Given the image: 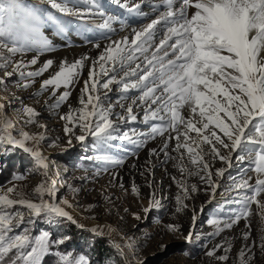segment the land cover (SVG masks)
Wrapping results in <instances>:
<instances>
[{"label":"snow or ice","instance_id":"1","mask_svg":"<svg viewBox=\"0 0 264 264\" xmlns=\"http://www.w3.org/2000/svg\"><path fill=\"white\" fill-rule=\"evenodd\" d=\"M113 2L129 12L143 15L137 11L139 4L129 7L122 0ZM83 3L87 7L79 10L57 3L56 0H49L50 8L61 14L58 16L39 6L26 5L21 0H0V71L4 73L0 76V91L7 90L6 78L14 74L19 77V86L27 90L38 77L52 68L54 61L48 59L35 71L29 70L39 63L40 55L55 50L53 40L45 32L46 28L54 36L64 40L69 38L73 30L80 35L91 30L84 23L77 26L63 17H76L81 21L101 17V27L108 32L114 31L111 25L115 18L108 15L98 0H83ZM160 6L154 5V9ZM162 6L166 10L157 19L140 30H132L131 40L128 37L111 40L95 59L83 56L72 63L61 61L59 70L41 82L40 91L34 96L39 97L51 89L49 99L54 98V103L48 104L46 101V107L51 112H58L68 101L71 86L78 82L85 62L92 60L88 79L80 90L81 107L72 109L69 106L68 112L60 116L65 121L64 133L68 136V145H72L73 139L83 145L90 136L96 153L91 159L120 165L124 161L116 159L109 151L113 148L112 142L127 141L141 147L148 139L164 136L168 132L161 148L166 160L177 159L179 171L194 174L183 166L185 153L181 149H185L191 164L197 166L195 174L200 175L201 180L213 190V196L219 185L212 177H224L226 169L220 168L213 173L210 164L191 145H209L210 154L229 167L233 162L232 153L236 154L235 159L239 162L254 155L252 166L244 170L245 174L250 170L258 174L254 186L249 183L250 178L242 176L238 180L230 177L233 181L230 190H243L238 192L239 200L236 202L242 205V210L234 216L232 223H235L250 214L254 202L264 210V203L256 199L264 193V0H180L179 7L176 6V0H163ZM189 8L195 9L191 15ZM161 23L165 35L152 50L156 35L154 29ZM95 47L99 48L100 45L97 43ZM150 50L151 55H148ZM28 52L36 53L30 61L14 59L17 55L23 57ZM9 67L12 71H8ZM103 77L107 79L101 83ZM114 84L115 89L111 87ZM61 88L65 90L57 96ZM100 90L105 91L101 94ZM113 90L119 92L115 101L107 95L108 91ZM132 90L137 95L130 96L129 92ZM126 100H131L127 106L123 103ZM20 104L19 111L27 116L24 123H37L39 113L24 105L23 100H20ZM117 105L122 109L119 113L115 112ZM185 105L190 108L191 113L187 118L180 112ZM134 109L143 110L139 120ZM117 122L143 123L149 126L150 131L145 133L135 127L130 131H121L120 123ZM180 124H183L182 133ZM41 127L46 128L44 125ZM75 129H79L82 134H76ZM171 131H175L176 135L172 136ZM192 132L196 133L195 138L190 136ZM44 140V135H32L23 129L15 130V122L5 112V104L0 103V155L6 157L16 150H22L44 177V181L34 190L39 202L26 199L24 193L17 192L15 186L8 188L6 192L0 190V264H17V261H21V264H41L43 256L53 254L50 250L52 244L59 246L70 239L64 236L52 241L47 231L31 236L28 226L34 225L38 219L55 225L70 222L84 228L65 209V205H72L66 199L57 198L58 187L54 175L59 176V170L53 172L50 167L52 162L42 151L38 147L29 146L30 142L38 145ZM172 140L176 141L173 151L179 153V158L168 153ZM49 146H57V142L49 141ZM223 149L229 150L228 153L222 154ZM156 154L155 149L150 153ZM6 164L7 160L0 162V170ZM24 178L22 175H13L15 181ZM177 186L182 187L184 193L183 197L178 194L175 198L176 211L181 212L188 207L184 200L190 198L189 192L196 189L195 186H185L180 181H177ZM132 191L138 192L135 184ZM13 193L18 198H10ZM150 200V208L143 209L145 213L153 208L159 210L163 207L154 194ZM16 205L28 210L27 220L26 214L15 208ZM135 218L141 219L139 215ZM196 218L193 211V223ZM209 223L216 226V233L213 235L223 230L220 221L213 219ZM232 223L223 222L224 228H231ZM21 224L25 227L18 233L15 229ZM166 227L172 233L179 232L178 225L169 224ZM87 230L96 236H104L102 229ZM247 236L245 234L246 239ZM184 239L187 243H192L193 230L190 229ZM109 240L124 264H132L124 247L131 249L134 255V246L131 243L122 246L111 238ZM261 240V249L264 251V237ZM228 250L225 249V252ZM215 251L216 249H212L207 255L214 256ZM54 255L55 264H90L84 256L73 255L71 252H56ZM244 255L241 251V264H245ZM227 258L224 255L218 259ZM111 264H115V261ZM137 264L144 262L137 260Z\"/></svg>","mask_w":264,"mask_h":264},{"label":"rangeland","instance_id":"2","mask_svg":"<svg viewBox=\"0 0 264 264\" xmlns=\"http://www.w3.org/2000/svg\"><path fill=\"white\" fill-rule=\"evenodd\" d=\"M21 2L30 6H39L58 16L61 15L55 9L50 8L49 0H21ZM56 2L66 4L69 7H76L79 10H84L87 7L83 0H80L79 3L77 0H56ZM98 2L108 15L115 18L111 25L114 31L108 32L101 27L103 23L101 17L86 19L85 21L78 20L76 17H63L71 20L77 26L84 23L91 30L84 35L77 34L73 30L70 32L69 38L64 40L54 36L53 32L46 28L45 32L53 40L55 50L40 55L39 63L29 70L35 71L48 59L54 61L52 68L38 77L27 90H23L19 86V77L14 74L12 77L6 78L8 81L7 90L0 91V94L10 103V107L5 109V112L7 115L9 112H14L11 116L14 117L12 120L15 122V130L23 129L32 135L45 136L42 143L36 145L30 142L29 146L38 147L41 151L50 150L52 152L50 158L53 166L51 168L53 172L59 170V176L54 175V178L62 191L61 194L57 195V198L58 200L66 199L69 201V204L85 218V225L88 227L79 228L70 222L60 225L48 224L42 219H38L34 225H29L30 235L33 237L44 231L50 233L52 241L59 240L64 236L70 237L62 245L52 244L50 250L53 254L43 256L41 264H55L56 256L54 254L56 252H71L73 255H82L90 261V264H111L112 261H115V264H124L122 257L111 246L109 238L122 246L129 243L134 246V255L131 249L124 247V251L132 264H137V260H142L144 264H241V251L245 253L243 257L245 264H264V251L261 249V238L264 237V210L258 208V204L254 202L251 205L250 214L246 218H241L232 223L234 216L242 210V205L236 201L239 200L238 192L243 190H230V185L233 183L230 177H236L238 180L242 176L245 179L250 178L249 183L254 186L258 174L254 170L247 171L246 174L244 171L252 166L251 161L254 160V155L246 157L243 162H239L235 159L236 154L232 153L233 162L229 167L219 158H214L210 154L209 145H191L194 151H199L203 160L210 164L213 173L220 168L226 169L224 177H216L215 175L212 177L219 185L215 188L213 196V190L201 180L200 175L195 174L197 166L191 164L185 149H181L185 153L182 159L183 166L192 170L194 174L188 175L187 171L183 173L179 171L177 159L166 160L161 148L169 135L168 132L164 136L148 139L141 147L127 141L112 142L113 148L109 151L116 159L124 161L120 165L106 164L91 159L90 157L96 153L90 136L83 145L75 139H73L71 146L68 145V136L64 133L65 121L60 119V116L68 112L69 106L72 109L81 107L79 104L80 90L84 87V81L88 79L89 66L92 60L85 62L78 82L71 86V95L68 101L63 104L58 112H51L46 107V101L48 104L54 103V98L49 99L51 89L39 97L34 96L40 91L41 82L59 70L61 61L67 60L72 63L83 56L95 59L111 40H121L123 37H128L131 40L133 29L140 30L166 10L162 6L163 0H122L129 7L139 4L140 7L137 11L142 12L143 15L121 8L113 0H98ZM178 2L176 0L177 7L180 5ZM154 5L161 6L154 9ZM194 11V8H189V15ZM162 23L154 29L156 35L152 50L165 35ZM97 43L100 45L99 48L95 47ZM152 50L148 55H151ZM35 55V52H28L23 57L17 55L14 59L30 61ZM137 55L140 54L137 53ZM8 71H12L11 67L8 68ZM97 73L99 74V66H97ZM3 75L4 73L0 71V76ZM105 79L107 77L101 78L100 82L102 83ZM111 87L115 89L116 85ZM64 90L61 88L57 92V96ZM100 91L103 94L105 90ZM107 95L115 101L119 92L108 91ZM129 95H137V93L132 90ZM20 100H23L24 105L34 108L39 113L37 123L27 125L24 123L27 116L19 111L21 108ZM123 103L127 106L131 100L123 101ZM7 105L8 103H6ZM121 111L122 109L117 105L115 112ZM134 111L137 112L139 120L143 115V110L134 109ZM180 112L186 118L191 115L187 105ZM193 118L198 119V117ZM150 123L153 122L150 121ZM41 125L46 126V128L41 127ZM133 127L145 133L150 131L149 126L143 123H120L121 131H130ZM75 131L76 134H82L79 129H75ZM180 131L181 133L184 131L183 124H180ZM217 133L220 134L218 130ZM171 135L175 136L176 132L171 131ZM190 136L195 138L196 133L192 132ZM49 141H56L57 146L50 147ZM175 143V140L170 142L168 153L172 157L179 158V153L173 151ZM153 149L156 150V155H150ZM228 151L223 149L222 154H227ZM4 160H7V164L0 170V190L6 192L8 188L15 186L17 192H23L26 199L39 202L34 190L44 181V177L27 154L23 153L22 150H16L6 157L0 155V162ZM14 174L22 175L25 178L15 181L13 180ZM203 174L201 173V175ZM177 181L182 182L185 186H195L196 189V191L189 192L190 198L184 200L188 207L181 212L176 211L175 198L178 194L183 197L184 193L182 187L177 186ZM133 184L138 189L136 193L132 191ZM69 186L74 190H70ZM153 194L163 207L159 210L153 208L150 212L145 213L143 209L150 208V197ZM10 198L16 199L18 197L13 193L10 194ZM256 199L264 203V193L257 196ZM15 208L23 211L26 214L25 220L28 219L26 208L21 205H16ZM69 208L65 205L67 211ZM193 211L197 217L195 223L192 220ZM137 215L141 219H136ZM213 219L220 221V227L223 228L216 235H213L216 233V226L209 223ZM223 222L232 223V227L224 228ZM169 224L178 225L179 232H170L166 227ZM24 227L25 225L21 224L15 231L22 232ZM92 228L102 229L104 236H96L87 230ZM190 229L193 230L194 241L187 243L184 236ZM245 234H248L247 239ZM100 246L106 247L105 251H102L103 253L98 252ZM212 249H216V251L214 256L210 257L207 252ZM225 249L229 250L225 252ZM224 255H227V260L218 259ZM19 262L21 261H17V264Z\"/></svg>","mask_w":264,"mask_h":264},{"label":"bare ground","instance_id":"3","mask_svg":"<svg viewBox=\"0 0 264 264\" xmlns=\"http://www.w3.org/2000/svg\"><path fill=\"white\" fill-rule=\"evenodd\" d=\"M177 2H178V0H177ZM178 3H180V2H178ZM0 103H4L5 104V109H7L8 107H10V103L8 102V100L6 101V99L0 94ZM6 103H8V105L6 106ZM12 114H14V112L13 113H10L9 112V114H8V117L12 120L13 118H12ZM18 122V121H17ZM42 153L48 158V160L50 161V162H52V160H51V156H52V152L50 151V150H42ZM53 165H52V163L50 164V167H52ZM57 187H58V192H57V195H59V194H61V190H60V187H59V185L57 184ZM68 203H69V201H68ZM68 212L76 219V220H78L79 221V224H81V225H83L84 227H86V228H88L86 225H85V218L78 212V211H76L73 207H70L69 209H68Z\"/></svg>","mask_w":264,"mask_h":264},{"label":"trees","instance_id":"4","mask_svg":"<svg viewBox=\"0 0 264 264\" xmlns=\"http://www.w3.org/2000/svg\"><path fill=\"white\" fill-rule=\"evenodd\" d=\"M105 249H106V247H104V246H100L99 247V253H103L102 251H105ZM18 264H21V262H19Z\"/></svg>","mask_w":264,"mask_h":264}]
</instances>
